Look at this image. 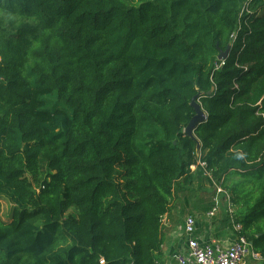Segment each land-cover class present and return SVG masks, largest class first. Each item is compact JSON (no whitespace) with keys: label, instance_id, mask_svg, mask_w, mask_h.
<instances>
[{"label":"trees","instance_id":"1","mask_svg":"<svg viewBox=\"0 0 264 264\" xmlns=\"http://www.w3.org/2000/svg\"><path fill=\"white\" fill-rule=\"evenodd\" d=\"M199 163L264 264V0H0V264H165Z\"/></svg>","mask_w":264,"mask_h":264},{"label":"built area","instance_id":"2","mask_svg":"<svg viewBox=\"0 0 264 264\" xmlns=\"http://www.w3.org/2000/svg\"><path fill=\"white\" fill-rule=\"evenodd\" d=\"M199 165L204 169L203 175L208 178L209 187L215 191L212 205L205 213L204 218L208 222L215 219L220 205L218 196L222 195L227 204V215L234 240L227 244L215 241L209 244L204 243L196 232L197 218L193 215H186L182 226L173 235L176 239L175 248L170 255L173 264H247L249 258L260 261L259 255L251 250L247 239L241 234L242 226L235 222L234 209L229 194L205 170L204 163H199ZM191 170H195V167H191Z\"/></svg>","mask_w":264,"mask_h":264},{"label":"rangeland","instance_id":"3","mask_svg":"<svg viewBox=\"0 0 264 264\" xmlns=\"http://www.w3.org/2000/svg\"><path fill=\"white\" fill-rule=\"evenodd\" d=\"M203 178H201L200 183L197 181L194 182L193 187L191 189L194 193V196H189V193L181 195L180 198L176 199L171 204L170 208H171V218L172 219L171 221H169V224L165 222L166 237H165V242L163 244L162 252H165L166 246L169 245V241L176 242L175 236L173 235L179 229V225H178L180 223L179 221L182 220L184 216L190 213L194 214L193 211H198L199 214H201L198 219L202 220V217L204 216V214L210 209L209 208L210 202L206 201L204 197H199L202 195L200 193L206 194V193L212 192L213 190L212 188L209 187L208 182L204 180L205 178L204 179ZM218 198L220 200L219 212H220V215L223 217L222 218V222H223L224 217H226L227 215V204L222 195H219ZM9 210L10 208H9L8 203L6 201H1V214L0 215L3 220H6L9 217V214H10ZM171 237H173L172 238L173 240H171ZM174 247H175L174 243L172 242L171 249L173 250ZM247 264H260V261L254 258H249V260L247 261Z\"/></svg>","mask_w":264,"mask_h":264},{"label":"crops","instance_id":"4","mask_svg":"<svg viewBox=\"0 0 264 264\" xmlns=\"http://www.w3.org/2000/svg\"><path fill=\"white\" fill-rule=\"evenodd\" d=\"M195 196H197V195H195ZM193 212H194V214L190 213L188 215H193L197 218L196 232L201 237V240L204 241V243L209 244L210 242L215 241V242H220L221 244H227V243H231L234 240V234L231 231H229L225 227V225L222 223L223 217L220 215V212H218L215 219H213V221H211V222L206 221L203 215H202L203 216L202 220L198 219L201 214H199L198 211H193ZM197 214H199V215H197ZM170 217H171V208L169 211V216L167 215L163 219L164 223L167 222V224H169V221L172 219V218L170 219ZM184 218H185V216L183 217L182 220L179 221L180 222L179 228L182 226ZM172 238L173 237H171V240H173ZM172 242L174 243V246L176 245V242L169 241V245L166 246L165 252H162L165 256V258H164L165 264H167V263L173 264L172 262L170 263V261L168 260V258L170 257V255L173 251L171 249L172 248ZM162 249H163V246H162Z\"/></svg>","mask_w":264,"mask_h":264},{"label":"water","instance_id":"5","mask_svg":"<svg viewBox=\"0 0 264 264\" xmlns=\"http://www.w3.org/2000/svg\"><path fill=\"white\" fill-rule=\"evenodd\" d=\"M227 51L218 56V60H224L227 57ZM194 110V116L190 119L187 126L184 129V134L195 140L194 130L198 125H201L205 119V113L202 111L200 104L198 103L197 96L193 97L190 103ZM199 143L196 145V152H199Z\"/></svg>","mask_w":264,"mask_h":264}]
</instances>
